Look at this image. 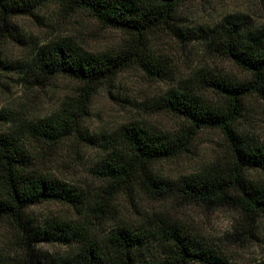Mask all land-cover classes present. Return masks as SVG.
Returning a JSON list of instances; mask_svg holds the SVG:
<instances>
[{
	"label": "trees",
	"instance_id": "obj_1",
	"mask_svg": "<svg viewBox=\"0 0 264 264\" xmlns=\"http://www.w3.org/2000/svg\"><path fill=\"white\" fill-rule=\"evenodd\" d=\"M71 10L81 9L104 26L122 31L125 42L117 50L97 55L81 53L63 41L39 47L28 71L43 85L64 75L80 83L77 96L68 97L47 119L23 121L17 130L0 133V222L15 231L20 258L0 253V264H228L223 252L188 236L174 220L151 217L139 227L120 223L106 233L98 231L106 212L105 197L90 200L79 188L34 169L24 140L56 145L82 134L90 99L96 88L112 82L121 72L143 68L158 78L167 70L147 53L145 41L153 31L172 26L188 0H0V43L13 37L10 20L33 14L49 2ZM214 54L229 58L251 80L197 72L157 99L165 111L185 121L176 133H156L139 123L120 127L99 141L104 155L93 168L110 198L138 189L153 199H176L210 206H233L250 220L264 216V184L248 178L250 170L264 169V146L240 135L236 121L244 101L253 94L264 97V25L250 27L229 16L201 31ZM216 95L220 103L210 101ZM219 129L227 145V157L199 174L172 180L158 175L153 165L180 156L191 136L200 129ZM109 198V199H110ZM56 201L77 213V220H61L43 228L34 224L29 210ZM51 242L70 247L66 255L47 258L36 246ZM9 254L14 251L10 249ZM264 264V262L256 263Z\"/></svg>",
	"mask_w": 264,
	"mask_h": 264
},
{
	"label": "rangeland",
	"instance_id": "obj_2",
	"mask_svg": "<svg viewBox=\"0 0 264 264\" xmlns=\"http://www.w3.org/2000/svg\"><path fill=\"white\" fill-rule=\"evenodd\" d=\"M239 17L250 27L264 25V0H188L177 13L172 26L152 32L145 41L147 53L167 70L158 78L143 68L121 72L112 82L100 84L93 93L82 134L65 138L56 145L43 146L24 140L34 169L82 190L90 200L105 197L106 212L98 231L126 223L139 227L144 220L166 217L176 221L191 238L223 252L228 264L264 262V216L248 219L233 206H210L176 199H153L134 189L110 198L104 183L93 173L103 157L99 141L120 127L135 122L156 133H176L185 121L165 111L158 97L197 72L210 71L225 77L251 80V76L229 58L215 55L207 45L202 29H209L226 17ZM13 37L0 43V133L13 132L27 120L47 119L68 97L77 96L80 83L58 75L43 85L35 83L28 65L39 47L54 41L70 44L81 53L97 55L117 50L125 42L122 31L109 28L81 9L71 10L58 2L39 6L33 14L10 20ZM205 97L217 103L211 93ZM235 128L244 138L264 146V97L249 96ZM227 145L219 129H200L190 138L178 157L159 161L153 170L177 180L199 174L205 167L227 157ZM248 178L264 184V169L250 170ZM110 198V199H109ZM34 224L45 228L61 220H77L79 213L69 206L50 201L31 207ZM10 249H14L11 254ZM70 247L45 242L36 246L47 258L66 255ZM20 258L15 231L7 221L0 222V253ZM197 264V263H194Z\"/></svg>",
	"mask_w": 264,
	"mask_h": 264
}]
</instances>
